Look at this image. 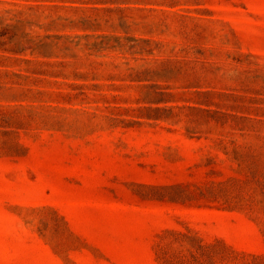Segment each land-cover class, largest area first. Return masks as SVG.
Listing matches in <instances>:
<instances>
[{"label":"rangeland","instance_id":"rangeland-1","mask_svg":"<svg viewBox=\"0 0 264 264\" xmlns=\"http://www.w3.org/2000/svg\"><path fill=\"white\" fill-rule=\"evenodd\" d=\"M0 264H264V0H0Z\"/></svg>","mask_w":264,"mask_h":264}]
</instances>
